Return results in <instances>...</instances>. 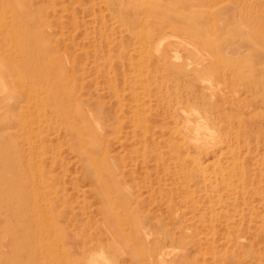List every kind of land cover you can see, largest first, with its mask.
Instances as JSON below:
<instances>
[{
	"label": "rangeland",
	"instance_id": "rangeland-1",
	"mask_svg": "<svg viewBox=\"0 0 264 264\" xmlns=\"http://www.w3.org/2000/svg\"><path fill=\"white\" fill-rule=\"evenodd\" d=\"M5 2L0 264H163L152 256L164 243L184 264H264V0H133L135 32L119 18L131 0ZM179 21L202 29L192 73L233 101L218 117L200 105L234 150L202 167L161 75L143 70L162 48L145 49L146 31Z\"/></svg>",
	"mask_w": 264,
	"mask_h": 264
},
{
	"label": "bare ground",
	"instance_id": "bare-ground-1",
	"mask_svg": "<svg viewBox=\"0 0 264 264\" xmlns=\"http://www.w3.org/2000/svg\"><path fill=\"white\" fill-rule=\"evenodd\" d=\"M5 1L7 0H0V3H7ZM14 1L15 3L24 5L35 2V0ZM108 1L115 11L117 5L121 2L123 3V0ZM133 3V0H131V3L127 7L125 14H122L123 17L120 15L119 18L122 23H124L125 25H129L130 28L135 32L137 29L135 25L139 19L135 20L138 16L136 13V7H134L135 5ZM28 7L26 8V10L28 9ZM41 18L42 16H39L38 20H41ZM137 23H139L140 26L143 25L141 20H139ZM182 25V21H179L178 23L173 24V26L167 23L164 26L158 27L157 30H154L152 32L146 31V43L144 46L145 49L149 52L151 43L157 42H159L158 45L162 46V48L157 52L153 60V64L152 57H150L149 52V55L147 56L149 58L144 61V68H142L151 78L153 77V72L156 75H161V78L163 79L161 87L164 90L166 102L173 106L174 118H181L180 120H182V122L185 120V125L183 124L179 130L180 135H182L183 139L182 146H184V149L188 152L189 156L193 157L198 162L199 166L202 167V165L206 164V161L205 163L203 161L208 157H219L220 155H222V152H227V150L229 154H234V150L227 143L226 133H222L219 128L216 129L212 127V122L214 119L207 115V113L202 112L201 108L203 107H200V105L208 106L210 109H212L211 111L215 110L213 111V114L218 117L217 113L223 111L222 106L227 103H232L233 101L230 100V96L227 97L224 94L223 96H220L221 91L217 87V85H214L212 83V79H204L205 83L203 84L199 80V75L197 73H192L195 71L193 70L194 63L192 61V58L198 57L200 53H202L198 48V39L200 37L199 32L202 29L199 30L193 27L182 28ZM174 30L182 32V36H177ZM39 39L40 38L29 37L26 43L31 44L32 42H37ZM179 51H183L185 54H187V56H180ZM200 57L201 56H199V58ZM203 60L202 64H200V62L197 64L201 65V71H204L205 74L207 73L209 78L219 79L226 76L227 73L224 70L220 69L217 63L214 62V60ZM23 61L24 62L22 64L25 65V59ZM169 61L173 63L170 68L167 65ZM231 70L233 78L236 77V75L238 76L237 69L232 68ZM169 71H173L174 74L171 76L167 75V72ZM205 91L209 92V94H204ZM54 94L57 95L56 90ZM206 98H210L212 102H207L208 99ZM54 105V113L55 115L60 117V120L56 119L59 123L58 126H60L62 130H67L69 128L68 126H71V124H68V122L65 121L63 122L64 119H61V115H64V108L57 101V99L54 102ZM190 106L195 107L189 110ZM215 124L218 125L219 123L215 122ZM225 147L227 148V150L223 151ZM209 159L210 158H208L207 160ZM210 162L211 161L209 160V163ZM25 240L27 241V238ZM155 251L156 252L152 257L163 264H184L188 263L191 260L190 256L182 254L183 252L181 253L180 251L178 252L175 249L168 247L165 243L164 246L156 247Z\"/></svg>",
	"mask_w": 264,
	"mask_h": 264
}]
</instances>
